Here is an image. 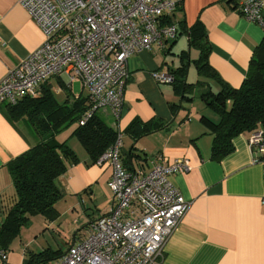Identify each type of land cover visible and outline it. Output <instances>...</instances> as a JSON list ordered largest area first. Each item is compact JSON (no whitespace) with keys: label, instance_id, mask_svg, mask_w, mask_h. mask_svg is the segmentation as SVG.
<instances>
[{"label":"crops","instance_id":"0c3cea01","mask_svg":"<svg viewBox=\"0 0 264 264\" xmlns=\"http://www.w3.org/2000/svg\"><path fill=\"white\" fill-rule=\"evenodd\" d=\"M174 1L177 9L168 18L177 28V38L164 48L153 44L150 50L130 56L129 79L119 120L107 108L97 111L96 116L121 134V161L127 171L147 173L157 157L162 156L168 160L164 165L180 158L189 162L191 170L172 175L169 180L190 207L166 242L163 259L157 264H264V168L254 162L248 145L250 133L232 139V153L220 161L212 159V136L201 118L216 123L218 116L199 99L198 92L206 86L197 85L198 95L194 92L191 102H187L174 92L172 84H160L151 77L154 72L170 73L187 65L188 83L205 82L196 70V79L189 81L192 64L186 58L187 53L190 62L198 58L199 52L188 48L186 30L200 23L209 70L223 84L239 89L253 52L264 39V27L241 16L237 6L242 0ZM43 40L42 31L21 5L15 0H0V80ZM69 76L62 73L50 78L41 84L37 96L48 89L59 105L84 100L83 108H87L88 91ZM210 83L216 90L214 83ZM76 85L78 93L74 92ZM58 93L64 94L61 102L55 97ZM132 123H137L134 131L140 135L128 131ZM154 123L159 128L155 129ZM74 124L69 138H74L78 122ZM65 139L58 141L56 136L60 143L66 142ZM38 141L24 117L12 120L6 105L0 104V196L12 194L9 164ZM77 141L72 139L73 145L68 147L76 161L68 164L57 180L62 193L55 206L58 217L51 222L42 218L44 230L57 237L72 234V211L82 213L83 222H75L76 226L88 228L112 207V193L107 186L111 166H98ZM93 207L99 212L95 218L88 212L90 209L94 213ZM84 236L78 235L70 246ZM40 238L45 239V233ZM66 251H61L58 258ZM9 255L8 263L17 264ZM22 258L20 264L26 260L24 254Z\"/></svg>","mask_w":264,"mask_h":264},{"label":"built area","instance_id":"2783aa9c","mask_svg":"<svg viewBox=\"0 0 264 264\" xmlns=\"http://www.w3.org/2000/svg\"><path fill=\"white\" fill-rule=\"evenodd\" d=\"M42 31V44L0 80V104L16 106L35 98L42 83L70 74L88 91L83 126L101 109L117 121L129 79L127 60L153 44L164 48L176 39L175 25H163L174 14V0H15ZM237 9L251 23L264 27V0H242ZM152 79L171 84L170 73ZM254 162L264 168V130L250 132ZM121 134L95 163L112 168L107 183L112 193L110 212L88 226L54 264H157L164 247L190 203L169 178L191 170L185 158L157 157L147 172L127 171L121 161ZM264 202V198H262ZM0 264H9L0 248Z\"/></svg>","mask_w":264,"mask_h":264},{"label":"trees","instance_id":"16d2710c","mask_svg":"<svg viewBox=\"0 0 264 264\" xmlns=\"http://www.w3.org/2000/svg\"><path fill=\"white\" fill-rule=\"evenodd\" d=\"M163 25H172L169 18ZM188 48L199 52L194 63L196 74L204 83H188V66L170 72L174 92L183 100L191 102L197 85H205L199 92L200 101L217 116L212 122L204 117L201 121L212 136L211 157L220 161L233 151L232 139L246 132L264 130V39L253 52L246 77L239 89H232L218 80L206 61L207 46L204 41L203 27L196 23L189 30ZM177 38V36H176ZM216 90L211 88V83ZM84 100L73 104L59 105L51 92L44 89L40 96L25 98L18 105L6 106L12 120L24 117L36 132L39 141L28 151L14 159L8 166L12 180V194L0 196V248L9 249L12 240L19 235L23 226L32 217L40 215L51 222L57 219L56 204L62 199L57 180L68 164L76 161L74 153L56 140V136L70 124L78 122L86 108ZM155 129L158 124H153ZM137 123H132L128 131L139 134ZM161 126V125H160ZM147 130V129H146ZM145 132V129L142 133ZM147 132V131H146ZM86 152L96 161L116 140L117 132L96 116V113L83 126L79 124L73 131ZM140 135V134H139ZM60 251L44 250L31 253L22 264H47L55 260Z\"/></svg>","mask_w":264,"mask_h":264},{"label":"rangeland","instance_id":"374dc122","mask_svg":"<svg viewBox=\"0 0 264 264\" xmlns=\"http://www.w3.org/2000/svg\"><path fill=\"white\" fill-rule=\"evenodd\" d=\"M176 45V44H175ZM191 68H189V75H188V79L191 82H194V80L196 79V77H194L195 75V66L194 63H191ZM194 77V78H193ZM193 79V80H192ZM196 86V89H198L199 91V87ZM195 89V94L198 95V93L196 92ZM74 92L78 93V87L77 85L74 88ZM56 99L58 101H63V97L64 94H57V96H55ZM198 100L196 99L195 102H197ZM193 108H195V106L193 105ZM76 125L75 124H70L68 127H66L64 130H62L59 134V140L61 141L64 138H66V142L65 145L67 147H71L73 145L72 143V139H74L75 141H77V138L74 136V138L72 137H68L71 134L72 128H74ZM63 136V138H61ZM78 142V141H77ZM87 205V204H86ZM93 209L95 210V208L93 207ZM88 209V212L90 213L91 217H97V215H99V212L95 210L94 213H91V210ZM82 213L79 212H75L73 213L72 211V234L69 236H65L62 235L61 237H57L53 234H51L50 232H48L47 230H44L43 224V217H41L40 215H36L34 217L31 218V220L29 221L28 225L23 226L20 230V233L18 236H16L11 244H10V248L7 249L5 252L8 254L10 257V260L15 259L17 260V264H20V262H22V256L23 254L25 255V259L27 260L30 256H31V251H41L43 249H47L51 252H56V251H66L69 247H70V243L74 241V239L81 234H86V232L88 231V228H82L83 226L81 225H77L75 222H83L82 220H80V217L83 218ZM43 218V219H42ZM42 233H45L46 238H40L38 239ZM20 239L22 240L20 243ZM33 242V244L31 245L30 243ZM33 249V250H32ZM36 249V250H35ZM25 252V253H22ZM12 258V259H11Z\"/></svg>","mask_w":264,"mask_h":264},{"label":"bare ground","instance_id":"6f19581e","mask_svg":"<svg viewBox=\"0 0 264 264\" xmlns=\"http://www.w3.org/2000/svg\"><path fill=\"white\" fill-rule=\"evenodd\" d=\"M44 84V83H43ZM41 87V86H40ZM71 90V89H70ZM40 91V90H39ZM40 93V92H39ZM87 98V97H86ZM163 157V156H162ZM123 164V163H122Z\"/></svg>","mask_w":264,"mask_h":264}]
</instances>
